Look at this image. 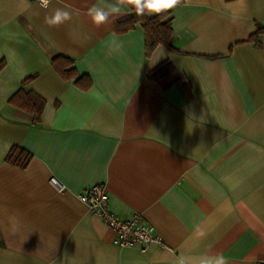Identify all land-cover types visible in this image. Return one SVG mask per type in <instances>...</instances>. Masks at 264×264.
I'll return each mask as SVG.
<instances>
[{
  "label": "crops",
  "instance_id": "1",
  "mask_svg": "<svg viewBox=\"0 0 264 264\" xmlns=\"http://www.w3.org/2000/svg\"><path fill=\"white\" fill-rule=\"evenodd\" d=\"M113 3L0 0V264H264V32L249 40L264 0H183L175 51L148 57L140 25L115 31L129 9L99 26L87 15ZM56 8L72 19L50 27ZM56 56L77 77L60 76ZM164 60L179 79L161 86L146 73ZM31 76L25 88L46 101L37 123L8 103ZM14 145L32 154L24 169L5 159ZM94 184L166 246L115 243L79 197Z\"/></svg>",
  "mask_w": 264,
  "mask_h": 264
},
{
  "label": "trees",
  "instance_id": "2",
  "mask_svg": "<svg viewBox=\"0 0 264 264\" xmlns=\"http://www.w3.org/2000/svg\"><path fill=\"white\" fill-rule=\"evenodd\" d=\"M112 1L116 2V0ZM182 2L183 0H181V3ZM128 9L130 11V16L115 23L114 28L116 32H126L133 29L138 24L142 27L144 32L145 56H150L158 45H163L170 50L175 51L174 47L171 45V37L173 35L171 10L160 14H145L143 16H137L133 9ZM262 32H264V28L260 26L257 27L256 31L249 37V40L260 45L259 36ZM51 64L64 79L77 77L76 70L72 67V59L65 56H56L52 59ZM2 65L3 63H0V67ZM146 76L148 79L156 81L161 86L175 83L179 79L176 69L170 60H164L161 62L156 67L149 70L146 73ZM32 77L33 76L28 77L23 81L22 86L10 97L8 103L15 108L28 112L31 115L32 123H37L40 121L46 101L36 92L25 88L26 82ZM83 78L84 76H80L75 82L83 88H88L91 85V82L86 77L88 82L82 85L81 80ZM5 159L8 163L24 169L31 161L32 154L28 150L14 145L8 151Z\"/></svg>",
  "mask_w": 264,
  "mask_h": 264
},
{
  "label": "built area",
  "instance_id": "3",
  "mask_svg": "<svg viewBox=\"0 0 264 264\" xmlns=\"http://www.w3.org/2000/svg\"><path fill=\"white\" fill-rule=\"evenodd\" d=\"M36 1L39 2V0ZM79 197L91 211L99 215L115 231L114 242L120 246H135L151 242L166 246L154 226L143 219L141 213H135L130 218L122 219L112 212L106 206L108 194L100 184L86 188Z\"/></svg>",
  "mask_w": 264,
  "mask_h": 264
},
{
  "label": "clouds",
  "instance_id": "4",
  "mask_svg": "<svg viewBox=\"0 0 264 264\" xmlns=\"http://www.w3.org/2000/svg\"><path fill=\"white\" fill-rule=\"evenodd\" d=\"M51 3L52 0H39V7L47 10ZM180 4L181 0H116L115 3L109 5L110 13H105L94 4L88 8L87 15L91 17L95 25L99 26L108 22L109 15H114L117 18L119 15L126 13L128 8L133 9L137 16H143L145 14H160L174 9ZM71 19V12L64 8H56L51 15L44 17V22L50 27H58ZM205 264H212V262L206 261ZM215 264H226V261L223 257H219L216 259Z\"/></svg>",
  "mask_w": 264,
  "mask_h": 264
}]
</instances>
